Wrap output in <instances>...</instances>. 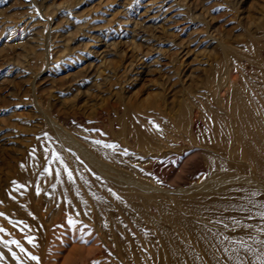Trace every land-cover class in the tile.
Segmentation results:
<instances>
[{"label": "bare ground", "instance_id": "6f19581e", "mask_svg": "<svg viewBox=\"0 0 264 264\" xmlns=\"http://www.w3.org/2000/svg\"><path fill=\"white\" fill-rule=\"evenodd\" d=\"M260 33L259 39L222 48V71L215 70L205 82L218 108L195 93L182 101L176 115L165 118L164 113L161 123L139 125L134 117L127 122L132 115L126 113L128 146L95 132H73L46 114L52 129L43 130L44 141L20 162L24 171L18 182L0 193L6 211L23 216L21 209L28 205L34 225L21 227L30 236L13 240L18 246L0 236V264H43L44 254L38 258L32 250L40 249L50 218L56 221L63 212L71 239L96 232L100 241L79 251L73 246L79 264L97 261L96 251L99 256L109 252L118 264H264V7ZM48 50L46 45L43 52ZM234 69L238 74L232 78ZM226 86L228 96L220 98ZM190 147L203 150L200 179L173 188L162 184L153 171L155 159ZM51 233L45 244L66 246L49 240Z\"/></svg>", "mask_w": 264, "mask_h": 264}, {"label": "rangeland", "instance_id": "374dc122", "mask_svg": "<svg viewBox=\"0 0 264 264\" xmlns=\"http://www.w3.org/2000/svg\"><path fill=\"white\" fill-rule=\"evenodd\" d=\"M263 7L264 0H0V193L18 182L17 175L24 171L20 162L44 141L43 130L52 129L47 115L73 132H95L128 146L123 122L129 113L127 122L134 117L139 125L161 123L164 113L165 118L176 115L182 101L195 93L218 108L206 79L222 71L218 62L224 45L261 38ZM46 45L49 50L43 52ZM234 74L238 70L231 71L232 78ZM229 91L226 86L220 98ZM176 152L155 159L156 178L172 188L199 180L203 150ZM41 189L49 192L47 185ZM43 199L37 200L41 212ZM2 202L1 238L20 242L29 237V232L19 231L34 225L29 206L21 209L22 216L15 209L6 211ZM62 215L67 214H56V221L50 218L42 237L55 229L48 226H56L49 240L66 246L54 249L52 241L45 244L43 238L40 249L32 250L38 258L44 254L43 264H79L72 254L100 242L96 232L71 239V227ZM42 248L51 250L50 256ZM55 251H60L56 261ZM99 254L96 251L98 259L92 264H118L109 252Z\"/></svg>", "mask_w": 264, "mask_h": 264}, {"label": "snow or ice", "instance_id": "6c2138e0", "mask_svg": "<svg viewBox=\"0 0 264 264\" xmlns=\"http://www.w3.org/2000/svg\"><path fill=\"white\" fill-rule=\"evenodd\" d=\"M69 175L71 176V173H69ZM33 259H36V257H33Z\"/></svg>", "mask_w": 264, "mask_h": 264}]
</instances>
